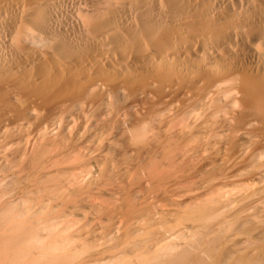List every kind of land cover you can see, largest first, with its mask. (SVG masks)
Returning a JSON list of instances; mask_svg holds the SVG:
<instances>
[{
    "label": "bare ground",
    "instance_id": "1",
    "mask_svg": "<svg viewBox=\"0 0 264 264\" xmlns=\"http://www.w3.org/2000/svg\"><path fill=\"white\" fill-rule=\"evenodd\" d=\"M0 264H264V0H0Z\"/></svg>",
    "mask_w": 264,
    "mask_h": 264
}]
</instances>
